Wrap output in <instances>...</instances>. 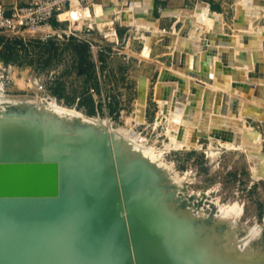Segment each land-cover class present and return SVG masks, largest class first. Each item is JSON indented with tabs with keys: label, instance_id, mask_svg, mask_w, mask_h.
I'll return each mask as SVG.
<instances>
[{
	"label": "rangeland",
	"instance_id": "1",
	"mask_svg": "<svg viewBox=\"0 0 264 264\" xmlns=\"http://www.w3.org/2000/svg\"><path fill=\"white\" fill-rule=\"evenodd\" d=\"M94 1L118 8L127 2ZM239 1L208 2L224 15L225 32L238 31ZM153 4L159 16L165 6L193 7L197 1ZM94 10L90 32L72 26L87 39L0 30V113L7 122L0 156L20 164L3 170L13 194L0 201L6 213L0 264H154L158 253L144 251L147 245L151 251L152 236L137 221H150L152 213L143 210L149 199L154 213L176 224L162 232L188 264H211L214 250L212 264H242L238 256L245 253L248 262L264 261V158L257 176L247 150L217 139L202 136L199 147L175 146L161 104L168 88L162 72L175 60L172 48L162 38L147 56L148 30L122 23L117 14L100 25ZM160 24L167 30L182 26L176 16ZM262 24L264 16L255 19L254 25ZM204 25L199 33L206 44ZM113 27L118 37L108 32ZM246 124L259 132L264 154V120L248 117ZM93 147L103 158L96 159Z\"/></svg>",
	"mask_w": 264,
	"mask_h": 264
},
{
	"label": "bare ground",
	"instance_id": "2",
	"mask_svg": "<svg viewBox=\"0 0 264 264\" xmlns=\"http://www.w3.org/2000/svg\"><path fill=\"white\" fill-rule=\"evenodd\" d=\"M153 5V0H127L120 8L115 5L110 7L104 3L95 2V19L100 25H105L111 23L115 14H117V18L122 23L136 25L139 28L148 30L149 33L145 36L143 49L147 56L150 55L152 43L159 42V40L165 38V34L168 35L167 45L172 48L175 60L172 66L166 68V72H162V76L167 73L168 77L166 80L165 77L161 78V83L166 84L168 88L164 91L165 94L162 96L161 104L163 114L167 119L166 129L171 141L178 147H199V140L205 135L217 139L229 147L247 150L254 161L255 174L260 176L264 158L261 151L262 138L259 132L246 124V120L248 117L264 120V24L254 25L256 18L264 16V0H240L237 2L236 15L238 18L234 20V27L238 30L237 33L225 32L224 15L211 11L210 4L204 0H200L193 7L170 6L176 7L177 10L164 11L160 16L154 15ZM82 13L87 14L89 17L92 16L91 10ZM79 14V10L74 11L75 16H79ZM168 16H176L177 20L182 22L181 28L163 29L160 26L161 20ZM204 24L208 26L209 31L206 44L200 38L199 33V26ZM108 32L118 37L116 27L108 30ZM1 99L0 97V101ZM61 110L63 109L61 108ZM3 116L0 113V135L7 123L2 119ZM214 127L230 130L234 133V139L226 140L211 135L210 132ZM31 133L36 134L35 132ZM93 141L90 139L87 142L95 144L97 140L94 143ZM115 142L117 143V141ZM99 146L101 147V144L96 147ZM91 150L95 151V155L97 154L96 159L103 158V154L96 153L94 147ZM91 150L89 151L91 152ZM0 160L2 161L1 165L10 162L3 158ZM5 169L6 167L0 166V174ZM151 202L152 200L149 199L143 210H148ZM153 207L157 209V206L153 205ZM165 208L167 209V207ZM161 213L159 216L152 212L157 217H154V215L152 219L148 217L150 221L147 220V224L140 218L137 221L139 224L142 223L141 231L144 235H149L152 233L151 231L156 234L160 232L164 236H162L164 239L162 243L169 242L171 245L174 242L166 239L164 232L162 233V227L176 224H172V219L167 216L168 221L164 219V215L162 216ZM136 217L141 216L137 215ZM191 230H194V228ZM181 233H184L183 229H181ZM226 235L228 234L226 233ZM197 240L199 242V238ZM172 247L175 248V245ZM151 249H153L152 241ZM179 249L176 247L173 254L176 253V250L179 254H182ZM152 252L154 251L152 250ZM182 252L184 253V251ZM210 253L213 257L218 254L215 250ZM232 254H234V251ZM211 255L209 259H205L212 264ZM182 257L184 259L188 258L187 255L183 254ZM238 257L242 264L257 262L264 264L262 260L252 261L250 259L251 262L246 261L247 257L250 258V255L246 256V253ZM152 259V261L150 260L152 263L157 261L154 256ZM226 263L228 262L226 261ZM221 264L223 263L221 262Z\"/></svg>",
	"mask_w": 264,
	"mask_h": 264
},
{
	"label": "built area",
	"instance_id": "3",
	"mask_svg": "<svg viewBox=\"0 0 264 264\" xmlns=\"http://www.w3.org/2000/svg\"><path fill=\"white\" fill-rule=\"evenodd\" d=\"M94 3V0H15L8 4L0 0V30L7 32L45 30L58 32L61 36L66 34L68 37L87 39L86 36L75 32L72 26L78 24L83 28L85 25V29L90 32L93 23L88 24L87 20L91 18L82 12L93 10ZM75 10H79V16L74 15ZM95 22L98 23L96 20ZM62 25H68L69 30L62 29ZM89 41L96 46L92 40Z\"/></svg>",
	"mask_w": 264,
	"mask_h": 264
},
{
	"label": "water",
	"instance_id": "4",
	"mask_svg": "<svg viewBox=\"0 0 264 264\" xmlns=\"http://www.w3.org/2000/svg\"><path fill=\"white\" fill-rule=\"evenodd\" d=\"M171 9L172 10L173 9L177 10L176 7L165 6L164 8L161 9V10H163L162 12L160 10V15L164 11H168V10H171ZM164 37L166 38V40L168 39V35L165 34ZM142 91L143 90L141 89V94H143ZM210 134L213 135V136H216V137H220V138L226 139V140H233L234 139V133L231 132L230 130H226V129H223V128L214 127L212 129V131L210 132ZM203 136H205V135H203ZM0 159H1V156H0ZM1 162L2 161L0 160V166H4L6 168H9L11 166L13 168L14 167H18L19 168V165H20L19 163H15V162H9V163H5V164H2L1 165ZM91 169L93 170V163L92 162H91V165L89 166V170H91ZM137 170L138 169L136 168L133 172H137ZM54 175H55V178H56L57 177V171L56 170L54 171ZM7 179H8V176L7 175H4V171H2L1 174H0V201H4L3 199H6L8 196H10L11 194H13L12 190H10L8 188V186H7L8 184H10V183H8V180ZM109 186L112 187V184H109ZM154 209L155 208L153 207V204H150L148 213H150L151 210H152V212H156ZM153 215L154 214H152V216ZM158 215H160V214H158ZM154 217H157V216H154ZM4 218H6V213H5V210H3V208H1V202H0V222H2L4 220ZM151 219H152V217H151ZM151 232H152V233H150V235L152 236L151 237V241L153 240V243H152V248L153 249H151V251L153 250L154 252H157L158 253L156 255L157 256L156 257V260L157 261H154L153 262L154 264H188L187 261L184 259V257H182V255L179 254V252L177 250H176V253L173 254V252H175L174 250L176 249V244H174L175 245V248H173L172 247L173 244H171L172 245L171 246L169 244V242H165V244H163L162 242L164 241V239L162 238L161 233L159 232V234H156L153 231H151ZM147 246H148V249H147ZM147 246L144 249L145 253H147V251L148 252H151L150 251V248H149V245H147ZM162 251H163V254H162Z\"/></svg>",
	"mask_w": 264,
	"mask_h": 264
},
{
	"label": "crops",
	"instance_id": "5",
	"mask_svg": "<svg viewBox=\"0 0 264 264\" xmlns=\"http://www.w3.org/2000/svg\"><path fill=\"white\" fill-rule=\"evenodd\" d=\"M4 2H6V3H8V4H11V3H13L15 0H3ZM156 0H154V2H155ZM237 16L235 15V19L234 20H237ZM263 25V24H262ZM255 26H258V25H255Z\"/></svg>",
	"mask_w": 264,
	"mask_h": 264
}]
</instances>
